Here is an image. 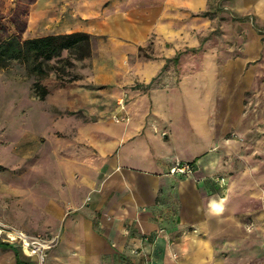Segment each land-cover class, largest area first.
Returning <instances> with one entry per match:
<instances>
[{
    "label": "rangeland",
    "instance_id": "obj_1",
    "mask_svg": "<svg viewBox=\"0 0 264 264\" xmlns=\"http://www.w3.org/2000/svg\"><path fill=\"white\" fill-rule=\"evenodd\" d=\"M240 5L0 0V44L11 43L4 58L17 53L24 39L89 35L87 49H64L43 61L40 71L30 54L0 65V222L22 232L30 246L4 231L0 240L15 247L25 264H45L60 245L66 220L92 202L111 163L97 141L105 128L125 120L117 114L120 102L129 103L148 85L174 86L202 71L209 55L230 71L218 79L224 89L215 98V130L224 142V171L215 177L226 190L233 222H240L231 231L237 230L239 238L231 241L239 247H220L214 263L264 264V21ZM38 87L45 90L42 99ZM71 180L86 189L77 206L62 199ZM1 256L14 264L12 250L0 249Z\"/></svg>",
    "mask_w": 264,
    "mask_h": 264
},
{
    "label": "crops",
    "instance_id": "obj_2",
    "mask_svg": "<svg viewBox=\"0 0 264 264\" xmlns=\"http://www.w3.org/2000/svg\"><path fill=\"white\" fill-rule=\"evenodd\" d=\"M240 8L264 21V0H241ZM214 62L205 56L202 71L174 86H145L129 103L122 99L117 114L125 120L97 141L111 159L109 170L88 207L66 220L45 264H215L217 249L235 245L232 225L240 222H233L215 177L224 171L215 98L224 89L218 79L230 71ZM177 163H189L190 172L171 173ZM77 186L71 180L62 194L75 206L86 192ZM7 248L14 264H25L0 240V249ZM0 264H7L5 257Z\"/></svg>",
    "mask_w": 264,
    "mask_h": 264
},
{
    "label": "trees",
    "instance_id": "obj_3",
    "mask_svg": "<svg viewBox=\"0 0 264 264\" xmlns=\"http://www.w3.org/2000/svg\"><path fill=\"white\" fill-rule=\"evenodd\" d=\"M89 41L88 33L84 32H71L65 34L46 35L40 37H33L24 39L21 43V49L17 53L8 55L9 57H20L25 55H32L37 63L33 66L35 70H42L41 64L43 61H49L64 49L78 47L80 49H87ZM11 43L6 41L0 44V65L9 57H3L9 51ZM175 55L173 59H176ZM41 58V59H40ZM149 86V85H148ZM147 86V87H148ZM37 95L42 99L45 95L44 88H37Z\"/></svg>",
    "mask_w": 264,
    "mask_h": 264
},
{
    "label": "built area",
    "instance_id": "obj_4",
    "mask_svg": "<svg viewBox=\"0 0 264 264\" xmlns=\"http://www.w3.org/2000/svg\"><path fill=\"white\" fill-rule=\"evenodd\" d=\"M190 169L191 168H190L189 163H177L175 164V166H173L170 169V172L171 173H187V172H190ZM1 231L8 233L10 238H12L13 240H22L23 242L26 243L27 246H30V243L26 241V237L22 232H19L16 229H13L10 226L0 222V232Z\"/></svg>",
    "mask_w": 264,
    "mask_h": 264
}]
</instances>
